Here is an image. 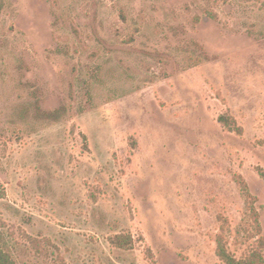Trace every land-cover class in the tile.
I'll list each match as a JSON object with an SVG mask.
<instances>
[{"label":"rangeland","instance_id":"1","mask_svg":"<svg viewBox=\"0 0 264 264\" xmlns=\"http://www.w3.org/2000/svg\"><path fill=\"white\" fill-rule=\"evenodd\" d=\"M219 238L264 259L263 0H4L1 249L224 264Z\"/></svg>","mask_w":264,"mask_h":264},{"label":"trees","instance_id":"2","mask_svg":"<svg viewBox=\"0 0 264 264\" xmlns=\"http://www.w3.org/2000/svg\"><path fill=\"white\" fill-rule=\"evenodd\" d=\"M264 2V0H263ZM4 8V0H0V13ZM251 213H256L255 211H252ZM254 224L257 229H260L259 222L256 219H254ZM31 240V239H30ZM33 243L35 242L34 240ZM260 246L264 248V241L263 239H260ZM125 245H123L121 242L117 243V247L123 248ZM216 255L217 257L224 262V264H264V259L261 254H258L255 250H253L245 259L242 260H236L232 256H230L227 251L225 250L221 239H217V248H216ZM0 264H15L12 260L11 256L4 252L0 247Z\"/></svg>","mask_w":264,"mask_h":264}]
</instances>
